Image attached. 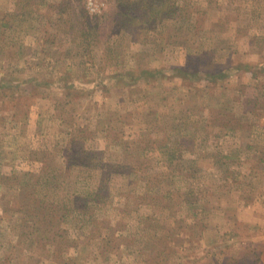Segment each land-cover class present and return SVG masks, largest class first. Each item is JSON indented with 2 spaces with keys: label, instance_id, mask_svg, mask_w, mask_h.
Listing matches in <instances>:
<instances>
[{
  "label": "rangeland",
  "instance_id": "374dc122",
  "mask_svg": "<svg viewBox=\"0 0 264 264\" xmlns=\"http://www.w3.org/2000/svg\"><path fill=\"white\" fill-rule=\"evenodd\" d=\"M0 264H264V0H0Z\"/></svg>",
  "mask_w": 264,
  "mask_h": 264
}]
</instances>
